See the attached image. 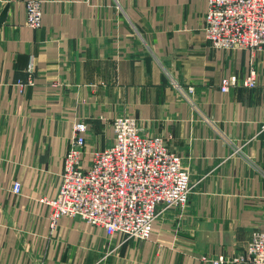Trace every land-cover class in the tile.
<instances>
[{
  "label": "crops",
  "instance_id": "1",
  "mask_svg": "<svg viewBox=\"0 0 264 264\" xmlns=\"http://www.w3.org/2000/svg\"><path fill=\"white\" fill-rule=\"evenodd\" d=\"M27 1L0 0V264H236L264 231V51L212 48L209 0H40V29ZM225 78L238 81L227 93ZM118 116L184 158L187 208L144 242L69 217L52 230L40 200L58 193L75 124L89 127L87 163Z\"/></svg>",
  "mask_w": 264,
  "mask_h": 264
},
{
  "label": "built area",
  "instance_id": "2",
  "mask_svg": "<svg viewBox=\"0 0 264 264\" xmlns=\"http://www.w3.org/2000/svg\"><path fill=\"white\" fill-rule=\"evenodd\" d=\"M204 22L203 31L212 48L264 51V0H209ZM26 25L42 27L40 0L27 1ZM34 70L31 58L30 77ZM28 84L33 85V79ZM241 84L257 87L258 74L252 72ZM237 85L236 79L225 78L221 91L227 93ZM194 90L189 87L186 92L192 103ZM112 130L110 144L94 151L86 163L89 127L83 119L75 124L58 193L40 200L49 209L52 230L62 218L69 217L103 228L108 237L122 235L127 241L144 242L150 239L153 223L163 212L186 209L192 194L191 177L182 157L171 152L161 136L142 131L135 117H116ZM12 192L22 193L20 182L13 184ZM224 262L221 257L212 264ZM232 262L264 264V232H254L246 252Z\"/></svg>",
  "mask_w": 264,
  "mask_h": 264
},
{
  "label": "rangeland",
  "instance_id": "3",
  "mask_svg": "<svg viewBox=\"0 0 264 264\" xmlns=\"http://www.w3.org/2000/svg\"><path fill=\"white\" fill-rule=\"evenodd\" d=\"M41 2H42V1H41ZM42 6H43V2H42ZM204 23H205V22H204ZM214 49H215V48H214ZM218 50H220V49H218ZM247 51H250V50H247ZM250 52H251V51H250ZM252 53H253V52H252ZM255 53H256V52H255ZM175 85H176V84H175ZM243 86H244V85H243ZM244 87H245V86H244ZM223 93H224V92H223ZM188 94H189V93H188ZM112 131H113V130H112ZM147 134H148V133H147ZM149 135H150V134H149ZM162 138H163V137H162ZM109 144H110V143H109ZM109 144H108V145H109ZM171 152H173V151H171ZM173 153L178 154L177 152H173ZM178 155H180V154H178ZM180 156H181V155H180ZM181 157H182V156H181ZM182 159H183V166H184V169L187 170L186 167H185V165H184V158L182 157ZM187 171H188V170H187ZM188 172H189V171H188ZM189 174H190V172H189ZM190 177H191V174H190ZM192 191H193V183H192V180H191V193H192ZM190 197H191V196H190ZM189 202H190V198H189ZM189 202H188V204H189ZM187 206H188V205H187ZM186 208H187V207H186ZM157 219H158V218H157ZM157 219H156V220H157ZM156 220H155V221H156ZM155 221H154V222H155ZM153 224H154V223H153ZM94 227H95V226H94ZM99 228H100V227H99ZM101 229H103V228H101ZM258 231H260V230H258ZM254 232H256V231H254ZM254 232H253V233H254ZM262 232H264V231H262ZM253 233H252V235H253ZM252 235H251L250 241H251V239H252ZM250 241H249V243H250ZM249 243H248V245H249ZM248 245H247V247H248ZM247 247H246V250H247ZM246 250H245L242 254H244V253L246 252ZM242 254H240V255H242ZM240 255H238V256H240ZM238 256H235V257H238ZM235 257H234V258H235ZM219 258H221V257H219ZM219 258H218V259H219ZM234 258H233V259H234ZM223 259H224L225 262H226V259H225L224 257H223ZM233 259H231V261H230L231 263H233V262H232ZM212 262H213V261H212ZM225 262H224V263H225Z\"/></svg>",
  "mask_w": 264,
  "mask_h": 264
}]
</instances>
